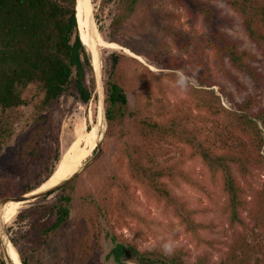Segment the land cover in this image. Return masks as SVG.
<instances>
[{
	"label": "rangeland",
	"instance_id": "obj_1",
	"mask_svg": "<svg viewBox=\"0 0 264 264\" xmlns=\"http://www.w3.org/2000/svg\"><path fill=\"white\" fill-rule=\"evenodd\" d=\"M89 1L93 9L92 26L87 25L90 42L81 32L92 55L93 67L87 72L86 82L95 89L96 97L84 104L73 89L45 109L41 107L43 95L35 85L24 92L26 105L7 115L13 136L0 145V206L3 202H7L4 206L18 202L27 184H35L47 169L55 171L65 155L84 146L88 131L97 134L98 152H91L77 174L71 216L65 228L49 236L43 234L57 218L52 207L61 196L58 191L40 198L44 193L22 202L24 206L13 221L5 223L2 219L0 253L3 251L8 264H13L6 249L10 243L23 253L27 264H115L109 254L111 238L116 236L119 241L134 243L141 251H160V244L171 239L187 264H196L200 258L207 264H217L238 239L252 246L262 243L264 235L254 230L249 211L242 215L244 226L232 224L226 211L228 196L221 168L213 169L200 154L202 150L222 155L230 146L236 153L240 150L239 140L227 130L234 121L223 108L237 111V106L250 98L254 114L264 110V52L249 39L240 16L225 0H138L135 5H131L132 0ZM132 7L134 11L129 12ZM122 11L129 17L121 27L113 28L114 17ZM94 30L103 42L120 48L97 44ZM224 40L255 57L250 64L260 74L258 81L216 49ZM115 52L125 56L119 67L129 116L108 127L104 119L105 84ZM177 70L194 76L195 86L186 94L172 86ZM202 100L214 104L216 115L202 107ZM146 119L168 130L167 137L159 141L143 138L141 123ZM257 122L264 131L262 122ZM44 124H48L47 131L38 140L37 156L22 161L23 144ZM139 148L145 149L142 156L153 170L165 174L159 186H165L176 207L185 209L186 217L192 212L191 221L204 226L197 233L187 230L173 205H166L155 190L157 184L133 175L131 160L137 159ZM261 154L264 157V147ZM250 162L248 172L238 169L237 164L231 168L245 198L253 203L264 189V167L258 161ZM89 194V200L108 197L117 205L94 227L89 226L82 209L83 198ZM81 244L90 252L86 258L75 247ZM251 258L256 261L259 255Z\"/></svg>",
	"mask_w": 264,
	"mask_h": 264
},
{
	"label": "trees",
	"instance_id": "obj_2",
	"mask_svg": "<svg viewBox=\"0 0 264 264\" xmlns=\"http://www.w3.org/2000/svg\"><path fill=\"white\" fill-rule=\"evenodd\" d=\"M137 1L132 0L131 5H135ZM225 1L242 19L249 39L264 52V0ZM133 11L132 7L129 12ZM128 17L129 13L119 12L112 21V27H121ZM80 23L78 0H0V145H5L13 136L8 123V113L26 105L23 95L31 85H35L42 93L41 107L45 109L52 107L73 89L77 91L78 98L84 104H88L96 97L95 89L86 82L87 72L91 71L93 66ZM216 49L227 54L236 68L253 80H259L260 74L250 64L255 59L252 54L240 50L236 43L227 42V40H224L222 46L217 45ZM124 57L115 52L110 58L112 71L105 84L104 99V119L108 127L122 123L129 116L128 96L119 67ZM202 102V107L207 112L216 115L214 104L206 100ZM237 107V111L231 112L225 108L223 111L234 121L227 126V130L237 141L239 140L240 150L236 153L235 148L230 146L229 151L222 155H210L202 153V150L200 154L213 169L221 168L223 188L228 196L226 211L229 213L232 224L239 223L244 226L245 221L242 215L249 211L254 221V230H260L264 235V189L258 192V200L249 203L245 198L244 189L237 182L231 168L232 164H237L238 169L248 172L247 166L251 160L258 161L259 165L264 167V157L261 154L264 147V131L259 129L257 122L261 121L264 126V110L254 114L250 98ZM47 125L39 126V131L23 144L20 152L22 161L37 156L38 140L47 131ZM141 129L143 138L146 140L154 138L159 141L167 137L169 133L157 122L147 119L142 121ZM239 134L242 138L238 136ZM226 145L225 139L224 146ZM97 152L98 147L94 153ZM136 153L137 159L131 160L133 175L137 177L140 175L152 185L157 184L155 190L166 205H173L187 230L197 233L204 226L191 221L192 212H188L186 217L184 214L186 210L177 208L175 199L164 188L165 186H159V181L165 177V174L154 171L152 164L144 160L142 156L146 153L144 148H139ZM56 161H59V152H57ZM53 173L54 170L47 169L43 176L39 174L35 184H27L21 194L26 195L36 191ZM78 177L77 174L74 175L47 192V195L42 194L43 196L40 197L47 198L58 191L61 193L58 202L52 207L57 218L48 229H44L43 234L49 236L65 228L71 216L72 193ZM112 186L115 185L112 184ZM91 196L89 194L83 198L82 209L89 226L94 227L103 217L113 213L117 205L111 198L89 200ZM240 237L244 238V236ZM111 241L109 258H112L115 264L128 262L187 264L180 250H174L171 256L166 257L157 250L141 251L134 243L119 241L116 236H112ZM75 247L81 250L84 258L88 257L90 252L85 250L84 244L75 245ZM18 253L22 264H27L22 256L23 253L20 250ZM253 254L259 255L256 261H252ZM0 264H8L3 251L0 253ZM196 264H207V262L204 258H200ZM217 264H264V241L252 246L246 240L238 239L232 245L230 253Z\"/></svg>",
	"mask_w": 264,
	"mask_h": 264
},
{
	"label": "bare ground",
	"instance_id": "obj_3",
	"mask_svg": "<svg viewBox=\"0 0 264 264\" xmlns=\"http://www.w3.org/2000/svg\"><path fill=\"white\" fill-rule=\"evenodd\" d=\"M79 3V14L83 16V20L80 23V27L84 36L88 38L87 25L89 21L93 18V9L89 0H78ZM82 18V17H81ZM81 20V19H80ZM92 35V34H91ZM92 38V37H91ZM97 44L104 43L107 48L111 49H119L118 45L113 43H105L102 41L100 33L94 30V39ZM88 41L90 42L89 38ZM126 53L133 56L132 53L126 51ZM92 57V55H91ZM138 58V57H137ZM89 138L85 141L84 146L81 148L72 149L67 155H65L62 160L59 162L56 170L51 175V177L43 184L42 187L28 194L27 196H32L34 194H38L40 192L53 189L58 186L65 180H69L72 176L79 173L84 161H86L91 152L95 149L96 145L99 143V139H97V134L95 131H88ZM98 142V143H97ZM24 206L22 202H11L8 205L4 206L2 209V219L3 222L9 223L13 221L19 210ZM7 254L13 261V264H21L19 254L17 250L8 243L6 246Z\"/></svg>",
	"mask_w": 264,
	"mask_h": 264
},
{
	"label": "clouds",
	"instance_id": "obj_4",
	"mask_svg": "<svg viewBox=\"0 0 264 264\" xmlns=\"http://www.w3.org/2000/svg\"><path fill=\"white\" fill-rule=\"evenodd\" d=\"M176 79L173 82L172 86L178 90L181 94H186L190 87L195 86L194 76H189L183 70H177L175 72ZM175 241L169 239L167 241H163L160 244V251L164 256H171L175 250ZM151 250V249H149Z\"/></svg>",
	"mask_w": 264,
	"mask_h": 264
},
{
	"label": "water",
	"instance_id": "obj_5",
	"mask_svg": "<svg viewBox=\"0 0 264 264\" xmlns=\"http://www.w3.org/2000/svg\"><path fill=\"white\" fill-rule=\"evenodd\" d=\"M92 23H93V18L89 21V24L88 25H90V26H92ZM52 190V189H51ZM51 190H47V191H43V192H40V193H38V194H34V195H32V196H27V194L26 195H23L22 197H21V199L20 200H17L18 202L19 201H21V202H24V203H26V202H30L31 200H35L38 196H40V195H42V194H44V193H47V192H50ZM7 202H3L2 204H1V206H0V224H2V216H1V213H2V209H3V207H4V205L6 204Z\"/></svg>",
	"mask_w": 264,
	"mask_h": 264
}]
</instances>
